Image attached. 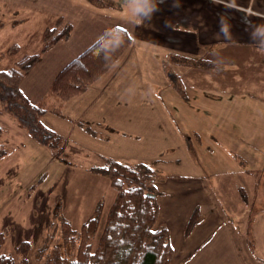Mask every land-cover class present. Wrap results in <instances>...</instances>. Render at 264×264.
Wrapping results in <instances>:
<instances>
[{"label":"crops","instance_id":"obj_1","mask_svg":"<svg viewBox=\"0 0 264 264\" xmlns=\"http://www.w3.org/2000/svg\"><path fill=\"white\" fill-rule=\"evenodd\" d=\"M57 17L71 24L70 35L45 51L20 81V89L30 101L35 102L48 94L59 70L109 28H123L131 42L114 64L83 93L62 104L60 115L54 112L42 115V122L56 133L65 127V122L59 120L81 122L90 128L87 133L95 138L107 132L109 124L118 126L114 122L105 123L99 113L107 111L105 105L112 97L124 100L122 96L126 95L112 93L108 96L98 90L106 81L102 82L104 78L111 80L110 71L119 63L129 65L136 73L138 70L140 83L147 77L141 73L142 69H157V65H161L170 83L172 73L181 84L191 85L195 90L209 87L220 89L219 93L223 90L222 85H227L225 88L229 92L238 88L247 91L250 87L254 94L245 93L244 96L264 105V99L258 97L264 96V0H0V32L5 29L8 34V47L18 46L16 53L36 52L43 30L53 25ZM171 64L178 66L179 73L172 70ZM147 79L155 81L158 78L152 75ZM121 81L134 84L136 78ZM90 89L92 96L88 92ZM183 93L185 95V90ZM146 96H152L154 109L145 113L155 116L154 124L158 117L165 127L166 149L170 150L166 154L167 162L187 168L183 173L169 170L166 177L156 182L159 209L155 226H164L169 232L173 249L171 261H179L177 264H264L257 262L246 249L247 238L228 223L216 197L214 188L218 187V191L227 189L228 171L216 170L215 165L219 163H211L210 159L201 164L198 159L193 161L189 146L193 139L195 149L223 150L225 164L232 156H238L237 149H243L242 145L252 143L247 136L244 139L238 137L234 122L238 117L246 119L262 110L259 107L255 110L252 102L243 104L237 96H211L214 102L208 117L188 109L172 114L160 108L154 97L156 94L149 91ZM201 100L194 94L191 106H198ZM139 113L141 110L133 109L127 117ZM206 118L209 123L204 125ZM227 120L233 122L234 128L221 127ZM181 124L186 126L187 132ZM110 130L116 131L112 126ZM250 131L248 127L239 129L244 134ZM158 137L162 138L160 134ZM151 138H155V133H151ZM206 175L217 181L216 187L210 186ZM196 207L200 221L185 236V224Z\"/></svg>","mask_w":264,"mask_h":264},{"label":"rangeland","instance_id":"obj_2","mask_svg":"<svg viewBox=\"0 0 264 264\" xmlns=\"http://www.w3.org/2000/svg\"><path fill=\"white\" fill-rule=\"evenodd\" d=\"M7 37L9 36L5 29L0 32V70L8 69L15 60L29 53L7 55L4 52L9 43ZM172 64V70L179 73L178 66ZM141 73L147 77L140 83L138 70L136 73L129 65L122 66L119 63L110 71L111 80L109 77L102 80L106 81L98 92L108 96L112 93L126 96H122L124 100L112 97L105 105L107 111L99 113L105 123L114 122L118 125L116 127L109 124L107 132L101 137L95 138L71 121L59 120L65 122V127L58 132L62 143L54 148L41 146L15 119L0 112V127L3 130L0 141L4 144L0 156V254L11 255L14 264H45L49 249L57 245L61 250H67L72 257L78 230L101 204L98 230L95 238L91 240L94 245L104 226L106 211L115 191L107 177L92 173L90 168L102 165L106 157L129 163L144 162L155 170L158 181L166 177L169 170L174 173L186 171L185 166H175L167 162L169 158L166 154L170 150L166 149L167 134L163 135L164 124L158 117V122L154 124L155 116L145 113L148 109H154L150 98L152 96H146V92L151 91L156 94L154 97L166 113L170 111L173 114L188 109L208 117V112L213 109L214 99L211 96H237L243 104L252 102L255 110L258 107L262 110V113L253 114L246 119L238 117L234 122L238 137L244 139L247 136L252 143L245 147L242 145L243 149H237L238 156H232L231 161L225 164L223 150L202 147L195 149L193 139L189 146L193 161L198 159L201 164V161L210 159L211 163H219L215 165L216 170L228 171L230 176L225 182L227 189L221 188L218 191V187L214 188L216 197L228 223L238 234L247 238L246 249L255 256L257 262L264 263V105H258V101H251L244 96L245 93L254 94L250 87L247 91L238 88L229 92L225 88L228 86L222 85L223 90L218 93L220 89L205 87L195 90L193 86L182 83L180 92L166 78L161 65H157V69H142ZM152 75H156L158 79H147ZM126 78H136V81L134 84L121 81ZM90 94L92 96V92ZM194 94L202 100L198 106L192 105V109ZM258 97L264 99V96ZM133 109L141 110V113L127 117V113ZM208 123L209 119L206 118L203 124ZM183 124L180 127L187 132ZM110 125L115 128V132L110 130ZM223 125L234 128L233 122L229 123L228 120L221 127ZM71 127L78 131H73ZM241 127L250 128L251 134L239 132ZM151 133H155V138H151ZM206 176L210 186L216 187L217 181L210 175ZM237 185L241 188L236 187ZM62 221H67L72 230L66 242L63 239ZM23 241L30 245L26 256L16 249ZM178 262L175 259L170 261L171 264Z\"/></svg>","mask_w":264,"mask_h":264},{"label":"trees","instance_id":"obj_3","mask_svg":"<svg viewBox=\"0 0 264 264\" xmlns=\"http://www.w3.org/2000/svg\"><path fill=\"white\" fill-rule=\"evenodd\" d=\"M70 31L71 24L57 17L53 25L43 30L41 45L36 52L15 60L8 69L0 70V112L15 119L41 146L54 148L62 143L60 135L42 122V115L46 112L60 115L62 104L83 93L114 64L131 42L130 35L123 28H109L59 70L50 84L48 94L35 102L30 101L21 91L20 81L39 57L55 43L66 40ZM17 47L12 44L4 52L13 56ZM170 75L173 87L182 92L180 80L175 74ZM52 97L57 100L53 102ZM77 124L90 132L88 126L81 122ZM2 131L0 127V134ZM3 145L0 141V156ZM104 159L102 165L93 166L90 171L107 177L115 193L95 244L91 240L98 230L101 204L78 230L73 256L70 257L67 250L55 245L49 249L45 264H169L173 257L169 232L164 226H155L159 209L155 170L144 162L127 163L109 157ZM199 221L200 213L196 207L185 224L183 234L187 236ZM61 223L66 242L72 230L67 221ZM16 249L26 256L30 245L23 241ZM0 264H14V258L2 253Z\"/></svg>","mask_w":264,"mask_h":264}]
</instances>
